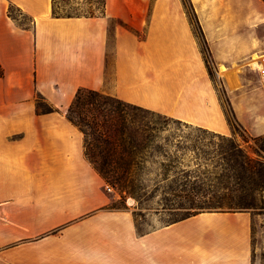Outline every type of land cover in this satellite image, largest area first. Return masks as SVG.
<instances>
[{
	"label": "crops",
	"instance_id": "crops-1",
	"mask_svg": "<svg viewBox=\"0 0 264 264\" xmlns=\"http://www.w3.org/2000/svg\"><path fill=\"white\" fill-rule=\"evenodd\" d=\"M255 1L102 0L100 14L56 16L53 0H0V264H253L246 211L143 228L110 208L66 113L84 88L227 136L206 59L241 87L264 47Z\"/></svg>",
	"mask_w": 264,
	"mask_h": 264
},
{
	"label": "rangeland",
	"instance_id": "rangeland-1",
	"mask_svg": "<svg viewBox=\"0 0 264 264\" xmlns=\"http://www.w3.org/2000/svg\"><path fill=\"white\" fill-rule=\"evenodd\" d=\"M255 3V39L261 44L264 43V3L260 0ZM9 10L22 23H28L14 7ZM53 12L59 16L96 15L102 12V0H53ZM206 64L231 132L221 135L223 139L200 136L194 131L197 127L180 120L156 112L145 115L149 123H135L129 130L139 137L140 130L147 125L154 129L150 132L152 142L128 176L115 181V177L109 175L110 182L105 183L106 193L112 196L109 207L129 209L143 228L152 227L171 221L167 207L182 201L171 196L167 186L172 185L176 193L181 194L182 190L190 191L191 182L200 181L194 187L197 190L200 186L201 192H207L202 201L207 202L213 192L217 197L213 204L195 209L196 212H248L252 219L253 264H264V133L254 135L237 115L239 112L247 117L251 127L264 128V79L246 64L241 87L230 88L225 80L215 78L213 66L207 59ZM36 102L41 109H48L40 97H36ZM246 159H252L253 163L242 166ZM215 175L223 177L220 181L208 179ZM183 176H189L190 183L182 188ZM176 210L179 214L176 217L180 218L190 209Z\"/></svg>",
	"mask_w": 264,
	"mask_h": 264
},
{
	"label": "trees",
	"instance_id": "trees-1",
	"mask_svg": "<svg viewBox=\"0 0 264 264\" xmlns=\"http://www.w3.org/2000/svg\"><path fill=\"white\" fill-rule=\"evenodd\" d=\"M260 1L264 3V0ZM9 13L11 14L10 10ZM2 76L3 71L0 67V77ZM42 110L49 111L50 109L43 108ZM138 111L142 112V114L137 115L135 112ZM151 113L154 112L125 103L114 97L103 96L97 91L80 88L77 90L66 114L69 121L77 126L84 135L85 157L104 179L105 183H109V175L115 177V181L120 180L122 176H128L132 167L138 165L136 160L146 153V149L151 144L153 138L150 132L154 129L147 128V125H144L145 127L140 130L142 134L139 137H136L134 132H131L129 129L135 123H149V119L145 115ZM194 131L200 136L223 139V136L220 134L203 128L197 127L194 128ZM232 147L231 144L230 148ZM231 156L229 155L230 158ZM250 163H253V160L246 159L242 166H247ZM222 177L215 175L214 178L209 177L208 179L220 181ZM182 178L184 180L181 184L183 188L190 183V177L183 176ZM199 182H191L190 191L184 193L185 191L182 190L180 191L181 194H177L179 192L176 193L172 185L167 186L168 193L171 196L182 200L176 205L167 207L169 214L172 215L170 218L171 222L196 215L199 212H196L195 209L213 204L212 202L217 197L216 193L213 192L207 202L202 201L201 199H205L207 192H201L200 186L195 190L194 186ZM176 209L190 210L180 215V218H177L176 215L178 216L179 214H176L178 212ZM192 210H195V212H191Z\"/></svg>",
	"mask_w": 264,
	"mask_h": 264
},
{
	"label": "built area",
	"instance_id": "built-area-1",
	"mask_svg": "<svg viewBox=\"0 0 264 264\" xmlns=\"http://www.w3.org/2000/svg\"><path fill=\"white\" fill-rule=\"evenodd\" d=\"M253 54H256L257 59L253 60L252 56L247 58V68H250L261 79H264V47L257 49Z\"/></svg>",
	"mask_w": 264,
	"mask_h": 264
}]
</instances>
